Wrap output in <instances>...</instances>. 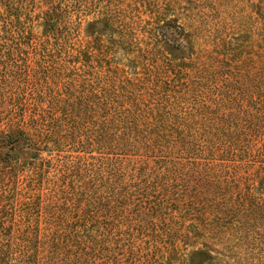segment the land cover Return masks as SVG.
Masks as SVG:
<instances>
[{
  "label": "rangeland",
  "instance_id": "rangeland-1",
  "mask_svg": "<svg viewBox=\"0 0 264 264\" xmlns=\"http://www.w3.org/2000/svg\"><path fill=\"white\" fill-rule=\"evenodd\" d=\"M0 264H264V0H0Z\"/></svg>",
  "mask_w": 264,
  "mask_h": 264
}]
</instances>
